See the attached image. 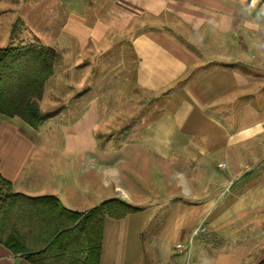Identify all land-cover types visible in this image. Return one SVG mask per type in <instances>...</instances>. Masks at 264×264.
I'll use <instances>...</instances> for the list:
<instances>
[{"label": "crops", "instance_id": "obj_1", "mask_svg": "<svg viewBox=\"0 0 264 264\" xmlns=\"http://www.w3.org/2000/svg\"><path fill=\"white\" fill-rule=\"evenodd\" d=\"M20 3L31 6L22 34L59 54L41 110L51 83L76 87L61 90L74 107L47 111L54 113L38 129L0 113V174L14 192L55 196L75 212L109 199L140 207L120 219L106 217L101 264L264 259V43L258 23L225 0H12L0 7V35L16 28L13 6ZM125 32L136 60L133 93L147 98L142 120H131L140 110L100 109L83 87L105 71L83 61V54L97 53V46L102 52ZM103 117L127 119L119 122L121 136L101 145ZM47 127L58 130L60 140L46 141ZM115 148L123 149L121 159ZM221 162L227 166L218 167ZM151 164L170 171L175 192L164 204L149 203L145 186L141 194L129 182L140 172L145 179ZM0 264L31 263L0 241Z\"/></svg>", "mask_w": 264, "mask_h": 264}, {"label": "trees", "instance_id": "obj_2", "mask_svg": "<svg viewBox=\"0 0 264 264\" xmlns=\"http://www.w3.org/2000/svg\"><path fill=\"white\" fill-rule=\"evenodd\" d=\"M58 55L56 48L43 44L0 47L1 114L38 129L54 113H42L40 101ZM139 210L109 199L86 212L71 211L55 196L14 192L0 174V241L31 264H101L106 217L120 219ZM253 264H264V259Z\"/></svg>", "mask_w": 264, "mask_h": 264}, {"label": "rangeland", "instance_id": "obj_3", "mask_svg": "<svg viewBox=\"0 0 264 264\" xmlns=\"http://www.w3.org/2000/svg\"><path fill=\"white\" fill-rule=\"evenodd\" d=\"M225 1L232 3L236 7L239 15L258 23L256 27L258 38L262 39L264 43V0ZM8 2H12V0H2L0 2V7H4ZM13 7L15 10L12 15L13 18H15L16 28L10 35L3 34V32L1 33L0 47L20 46L30 43L33 39H35L32 35H29V37L26 38L25 35L22 34L25 31L22 26V23L25 24L23 21L25 18L24 16L28 13L27 9L31 8V6L20 3ZM33 7L39 9L42 8L41 5H34ZM212 30L213 29L209 26L205 28V31ZM129 36L130 35L125 32L116 36L114 44L105 46L102 52L100 51V47L97 46L95 47L98 51L97 53L94 50H91L90 54H83V61L87 59V61H90L92 64H97L99 71L102 70V68L105 69V71L97 79H91V81L84 84L83 87L87 90V93L97 97V105L100 109L111 111L124 109L136 112L140 110V113H136V116H133L131 120H142L144 117L143 112L147 110V98L145 95H142V93H133V89L135 87L133 78L136 68V60L133 55ZM243 44L244 43L242 42V45ZM199 46L201 47V43L196 45L197 48ZM85 52H87V50H85ZM104 65H108V68H105ZM73 71L74 70H71L70 72ZM84 71L87 72L88 70L84 69ZM62 83L63 84L57 83L56 85L51 83L48 87L49 95L42 102L43 112L48 113L47 111L49 110L59 109L64 106L67 108L74 107V99H65L61 90L65 88L68 92L72 90L75 91L76 86L73 84L66 85L64 82ZM84 103L86 104L88 101H84ZM126 119L127 118L117 117L101 118V122H103L101 124L103 125L100 124V127L97 130L100 144H105L106 137H120L123 131L121 132V124H119V122L120 120ZM57 131L58 130L54 131V129L47 127L46 141L60 140L62 135L59 131ZM114 152L116 159H121L123 157V149L115 148ZM165 167L166 166H164V170L161 171L158 166H153L151 164L146 171L145 179L141 172L130 175L131 180L129 182L139 193L144 190L145 186V191H147L146 200L151 204H164L167 202V197L171 193L173 194L175 192L174 185H172L171 181L172 178L170 180V171L166 170ZM174 183L175 182H173V184Z\"/></svg>", "mask_w": 264, "mask_h": 264}, {"label": "built area", "instance_id": "obj_4", "mask_svg": "<svg viewBox=\"0 0 264 264\" xmlns=\"http://www.w3.org/2000/svg\"><path fill=\"white\" fill-rule=\"evenodd\" d=\"M226 166H227L226 162L218 163V167H220V168H224ZM176 248H182V244L181 243L176 244Z\"/></svg>", "mask_w": 264, "mask_h": 264}]
</instances>
